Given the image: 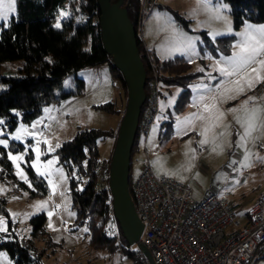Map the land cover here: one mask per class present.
<instances>
[{"label":"rangeland","instance_id":"rangeland-1","mask_svg":"<svg viewBox=\"0 0 264 264\" xmlns=\"http://www.w3.org/2000/svg\"><path fill=\"white\" fill-rule=\"evenodd\" d=\"M162 9L165 12L157 16L152 39L158 42V48L163 53L167 50V54L172 57L185 56L190 63V71L201 72L202 75L189 83L191 96L186 108L179 113L173 110V106L182 87L159 82V113L147 134H140L138 137L131 158L130 175L135 179L143 164L148 161L156 176H164L187 185L195 199H201L209 191H216L230 203L235 212L245 211L256 202L264 187V165H258L264 159L257 150L258 143L253 141L248 152L243 156L239 155L240 129L235 117L241 114V105L249 96L256 100L250 101L248 107L259 101L264 102L261 99L264 97V81L248 89L242 80L245 91L236 94V86L232 81L240 80L245 73L254 77L252 69L259 65L253 63L233 76H224L219 69L227 67V58L240 50L236 45L243 43L246 33L261 37L257 30L264 27V22L245 21L239 28H235L229 4L225 0H171L165 8L159 5L154 7L155 11ZM16 13V3L13 7L9 5V0H2L0 24H6ZM66 15L62 11L54 25L61 26L60 19ZM149 16L140 28L141 37ZM183 19L189 20L187 25ZM202 33L211 39L233 35L229 54L218 57L211 56L208 51L200 54L198 48L199 41L203 40ZM89 46L90 42H87L83 48L88 49ZM157 57L160 62L162 57ZM200 58H203V62ZM258 59H264V56ZM23 65L22 59L0 63V91L7 87L3 78L22 75ZM75 77L84 80V89L79 95L45 104L29 120H24L22 112L18 110L13 111L16 115L15 123L9 120L8 115L0 116V121H3L0 123V139L8 140L7 148L0 145V198L5 200L7 213L0 214V219L4 222L0 227L5 229L0 231V243L15 236L32 247L30 257L33 261L38 257L40 264H89L96 258L103 264H121L123 260L129 263L119 252L110 254L91 248L87 226L79 222L73 207L70 175L60 162L58 154L61 145L72 140L79 130L117 132L127 97L125 99L120 80L111 76L108 64L87 66L66 75L62 79L61 90L76 89ZM229 88L232 91H225ZM208 94L213 98L219 95L216 101L208 100L221 106L224 103L223 109L208 103L205 98ZM233 96L234 99L229 98ZM108 102L114 104L116 112H108L99 107ZM205 105L208 106L207 110ZM233 108L238 111H229ZM167 121H173L169 135L165 134ZM21 127L25 131L16 140L14 136ZM206 128L209 130L201 135ZM204 139L208 143L201 145L200 141ZM37 140L41 141L39 145L36 144ZM44 140L48 143H44ZM260 142L264 146L262 139ZM34 147H38L41 152V171H45L47 161H55L47 169L50 176L47 172L44 176L39 175L31 166V162L36 160ZM97 149L99 160H107L113 151V138L98 139ZM9 152L13 155L23 154V161L17 163L27 176V182L16 174V165L8 159ZM7 164L10 165V170ZM57 169L60 171H56ZM32 175L36 178L33 179ZM72 175H76L75 169ZM49 180L55 185L54 193ZM38 181L44 182L47 189L45 193L41 191ZM81 187L82 183L79 184V188ZM38 202L46 203L43 207H37ZM42 213L45 215L44 229L42 233L34 235L30 218ZM15 260L5 248H0V264H17ZM255 264H264V258L257 260Z\"/></svg>","mask_w":264,"mask_h":264},{"label":"trees","instance_id":"trees-1","mask_svg":"<svg viewBox=\"0 0 264 264\" xmlns=\"http://www.w3.org/2000/svg\"><path fill=\"white\" fill-rule=\"evenodd\" d=\"M225 1L229 4L235 28H239L245 21L264 22V0ZM15 3L17 13L12 15L6 24H0V63L22 59L24 73L3 78L7 82V87L0 91V116L8 115L9 120L15 123L16 115L13 111L18 110L22 112L24 120H29L39 113L43 105L68 96L79 95L84 89L82 78L75 77L77 87L74 90H61V82L66 75L87 66L108 64L111 76L120 80L126 99L127 89L122 75L102 46L96 0H15ZM122 6L126 9L129 20L134 26L137 48L146 74L144 84L146 97L139 115L131 151L132 158L141 134L139 125L146 113L151 66L146 55V52L149 54L150 52L145 50L142 37L137 31L141 0H123ZM62 11L67 15L60 19L61 26L56 27L54 22L60 17ZM183 21L185 25L189 22L186 19ZM202 35L203 40L199 41L198 48L200 54H204L205 51L213 57L229 54L233 35L215 39L208 38L204 33ZM87 42H90V46L84 49L83 45ZM152 61L158 73L159 82L178 84L182 87L173 106L176 113L182 112L191 96L189 83L196 80L202 73L190 71L189 61L182 56L170 57L160 62L153 59ZM200 61L203 62V58H200ZM99 107L108 112H116L111 102ZM166 124L165 134L169 135L173 121H167ZM116 135L117 132L112 130H79L72 140L61 145L58 150L59 160L70 175L73 207L79 222L87 226L91 248L110 254L119 252L123 259L129 261V264H148L140 250L130 245L123 237L119 225L118 239L108 232L111 196L107 180H100L96 167L100 165L107 171L111 155L107 160H99L97 140L112 137L114 147ZM7 166L10 170V165L7 164ZM74 169L75 176L72 175ZM34 178L36 177L33 176ZM133 181L130 175L131 196ZM80 183H82L81 188H79ZM38 185L43 193L47 191L43 181H38ZM1 213L7 215L3 198H0ZM44 221L43 213L30 218L34 235L42 233ZM13 237L11 240L0 243V248H5L10 257L16 259L17 264H40L38 257L34 258L35 261L30 257L32 247Z\"/></svg>","mask_w":264,"mask_h":264},{"label":"built area","instance_id":"built-area-1","mask_svg":"<svg viewBox=\"0 0 264 264\" xmlns=\"http://www.w3.org/2000/svg\"><path fill=\"white\" fill-rule=\"evenodd\" d=\"M155 3L141 0L138 32ZM146 55L151 75L141 134H147L159 112L158 73L150 54ZM96 170L100 180L108 182V170L100 165ZM131 197L143 223L139 241L155 264H255L264 258V188L241 218L218 192L209 191L195 199L187 185L156 176L147 161L133 181ZM117 228L111 207L108 232L118 239ZM89 264L103 263L96 258ZM121 264L129 263L123 260Z\"/></svg>","mask_w":264,"mask_h":264},{"label":"water","instance_id":"water-1","mask_svg":"<svg viewBox=\"0 0 264 264\" xmlns=\"http://www.w3.org/2000/svg\"><path fill=\"white\" fill-rule=\"evenodd\" d=\"M102 46L120 71L127 89L125 110L120 121L108 166L111 207L123 237L135 245L148 264H155L149 250L139 241L143 223L138 217L129 192L130 158L139 115L145 101V68L136 43L134 26L123 0H96Z\"/></svg>","mask_w":264,"mask_h":264},{"label":"snow or ice","instance_id":"snow-or-ice-1","mask_svg":"<svg viewBox=\"0 0 264 264\" xmlns=\"http://www.w3.org/2000/svg\"><path fill=\"white\" fill-rule=\"evenodd\" d=\"M0 4H2V0H0ZM15 0H9V5L14 7ZM57 27L60 25L57 24ZM261 33V37L257 38L249 33L245 34V39L242 44L236 45L240 50L238 52L233 53L232 57L227 58V67L220 68L219 71L224 76H233L236 75L243 70H245L248 66L255 63L258 64L259 67L253 68L252 72L255 73L254 77H250L248 73H245L244 76L241 77L240 80L232 81V83L236 86L235 91L236 94H240L245 91L244 85L241 84V81L243 80L247 86L248 89H251L255 86L256 83H259L261 81H264V75L261 73H264V59H258V57L264 56V27L258 29ZM225 91H232V89H225ZM234 99L235 97H229ZM261 99H264L262 97ZM256 98L249 96L247 100L243 102L241 105V109L244 111V117L241 118L240 116H236V122L241 125L243 128V134L241 136V140H244L246 138L252 137L253 132L255 131H261L264 133V106H253L251 108L248 107L250 101H255ZM214 107V105H213ZM208 106L205 105V109L207 110ZM45 111H48V109H45ZM229 111L235 113L238 111V109L233 108ZM221 116L223 113L220 114ZM195 116V114H193ZM190 119V118H186ZM0 123H3V121H0ZM35 127V125H34ZM209 129H205L204 132L201 133V135H204ZM25 129L21 127L17 134L14 136V139L19 140L21 138L20 133L24 132ZM2 135V133H0ZM223 135V133H221ZM41 141L37 140L36 144L39 145ZM44 143H48L47 140H44ZM201 145L208 143L207 139L200 141ZM0 145H3L5 148L8 147V140L7 139H0ZM59 147V145H57ZM33 151L36 153V160L31 162V166L35 168L39 175L44 176L46 175L47 169L55 163L54 160L47 161V165L45 167V171H41V166L39 165V157L41 155V152L38 147H34ZM8 159L13 162L14 165H16L17 168V175L20 176L22 179L27 182V176L24 174L23 170L20 168L18 161H23V154L20 155H13L11 152L8 154ZM247 159V156L245 157ZM247 166V165H245ZM56 171H60L57 169ZM47 174L50 176L51 173L47 172ZM49 186L53 189V193L55 192V185L52 183L51 180H49ZM31 187V185H29ZM46 202H38L37 207H43ZM49 216H51V213H49ZM3 220L0 219V225H3ZM49 227H52L51 224H49ZM5 229L3 227H0V231H4Z\"/></svg>","mask_w":264,"mask_h":264},{"label":"crops","instance_id":"crops-1","mask_svg":"<svg viewBox=\"0 0 264 264\" xmlns=\"http://www.w3.org/2000/svg\"><path fill=\"white\" fill-rule=\"evenodd\" d=\"M169 3H171V0H156V3L154 5V7L156 5H159V6H162L163 8H165V7L169 6ZM154 7L152 8V10H151V12L149 14L150 15L149 18L145 22L146 26L144 25L145 29L143 30L142 41H143L144 46L150 52V56H151V58L153 60H158L159 59L157 57V55L162 57V60H164V59L170 58L172 56L167 54V50L164 51V53H166V54H164L158 48V42L155 39H152V34L155 32V29H156V26H157V16L162 15L160 13H164L165 11H164V9H162V11H155ZM180 56L185 58V56H183V55H180ZM97 67H99V65H97ZM191 92H192V90H191ZM215 96L216 97L213 98L211 94H208L205 97L206 101L208 103H210L211 105H213V104L215 105L216 104L220 109H223L224 103L221 106V104H218L217 102H215L219 95H215ZM208 99L215 100V101H209ZM211 105H209V106H211ZM253 106H264V102L259 101L257 103H254ZM253 106H251V107H253ZM251 107H249V108H251ZM244 115H245L244 111H242L239 116L241 118H243ZM238 129H240V136L238 138V142H239L238 153H239V155L243 156L245 153H247L248 150L251 148L250 147V143L253 141V142H257L258 143L257 150H258L259 153L262 154V158L264 159V146L262 145V142H260L261 139L264 141V133H262V132L259 133L258 131H255V132H253L252 137H249V138H246L244 140H241V136L243 134V128L241 127V125L239 123H238ZM258 165H264V162L260 163ZM234 213L236 214V216L243 218L245 211H243V210L238 211V212L234 211Z\"/></svg>","mask_w":264,"mask_h":264}]
</instances>
